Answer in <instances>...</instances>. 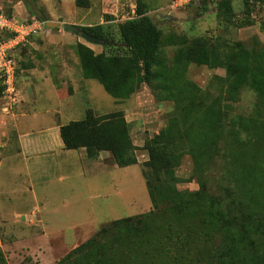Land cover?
<instances>
[{"label":"rangeland","instance_id":"rangeland-1","mask_svg":"<svg viewBox=\"0 0 264 264\" xmlns=\"http://www.w3.org/2000/svg\"><path fill=\"white\" fill-rule=\"evenodd\" d=\"M137 1L91 0L89 8H80L75 0H39L35 4L29 0H0V11L46 23L61 19L79 25L103 24L108 27L111 43L122 46L118 24L134 15L131 4L137 5ZM143 1L151 6L150 15L163 31L164 39L177 34L188 38L220 37L247 45L254 38L264 42V29L243 32L236 22H220L212 3H208L207 12L197 4L162 11L155 6L166 0ZM235 1L234 7L243 8L242 0ZM159 13L170 19L158 20ZM261 14L264 16V12ZM65 25L68 24L62 28L46 27L18 52L17 102L10 105L0 99V245L8 264H58L105 226L127 218L147 223L149 217L152 224H146L148 229L141 223L130 225L122 243L111 237V228L106 229L108 239L103 248L116 253L120 264L223 263L218 251L228 242L231 231L225 219L211 220L206 231L197 230L185 239L180 237L178 242L162 215L166 205H156L148 190L146 163L150 157L145 145L159 134L164 142H170L165 132L176 122L175 103L158 97L147 84L129 99L117 100L96 80L85 79L76 45L84 43L96 53H111L113 48H105L103 43L90 44L66 30ZM162 50L171 60L176 48L163 45ZM215 77L224 78L225 71L192 64L186 72L188 81L213 97L222 90ZM257 103V95L244 89L233 103L234 113L250 116ZM89 109L97 115L124 112L130 124L136 164L119 167L109 152H102L99 159H88L80 149L42 147L39 152H52L29 157L19 154L18 140L32 141L48 133L53 144L59 140L56 127L83 119ZM178 124L174 127L176 132L180 131ZM225 162L223 157L215 159L204 176L207 199H233L225 190L230 181ZM194 173V159L185 154L175 169L179 180L175 190L196 193L200 188ZM236 214L237 209L230 217ZM164 247L172 252L164 251Z\"/></svg>","mask_w":264,"mask_h":264},{"label":"trees","instance_id":"trees-1","mask_svg":"<svg viewBox=\"0 0 264 264\" xmlns=\"http://www.w3.org/2000/svg\"><path fill=\"white\" fill-rule=\"evenodd\" d=\"M29 1L35 4L39 0ZM232 1L200 0L198 8L207 12L208 3H212L220 22H236L240 29L252 26L255 21L250 13L258 0H244L247 17L242 21L234 19ZM76 5L89 8L90 0H76ZM150 10L149 4L138 0L135 17L118 24L122 46L111 43L106 25L79 26L100 39L105 48H113L111 53H96L88 45L78 43L83 76L99 82L117 100L129 99L147 84L158 97L175 103L176 122L165 132L171 143L164 142L159 134L145 145L150 157L146 163L148 190L156 205H166L162 215L166 216L167 229L179 242L180 237L185 239L197 230L206 231L211 220L225 219L231 231L228 242L218 251L221 264H264V42L254 38L247 45L220 37L188 38L177 34L164 39ZM260 23L264 26V20ZM163 45L176 48L171 60L164 55ZM192 64L225 71L224 78L215 77L222 88L218 96L205 93L186 79ZM244 89L252 90L258 98L250 116L234 113L233 103ZM3 94L4 87L0 85V99ZM177 122L179 132L174 129ZM130 132L123 111L97 115L89 109L83 119L61 126L60 137L66 150L85 149L90 159L109 152L117 166L127 167L137 162ZM185 154L192 155L195 162L194 176L200 188L196 193L175 190L179 181L175 169ZM221 157L226 159L230 180L225 187L227 196L233 197L229 202L207 199L204 176L215 159ZM236 209L238 214L230 217ZM148 220L151 225L150 217ZM137 223L148 229L147 223L133 218L113 222L58 264H120L116 253L110 254L103 248L108 239L106 229L111 228V237L122 243L128 237L130 225ZM167 248L164 251L172 252ZM176 252L179 251L173 253ZM0 264H8L1 245Z\"/></svg>","mask_w":264,"mask_h":264},{"label":"built area","instance_id":"built-area-1","mask_svg":"<svg viewBox=\"0 0 264 264\" xmlns=\"http://www.w3.org/2000/svg\"><path fill=\"white\" fill-rule=\"evenodd\" d=\"M200 0H173L171 10L198 5ZM136 15V14H135ZM47 25L45 21L9 16L0 11V85L4 87L2 99L10 105L17 102V54L31 43L33 37L41 34Z\"/></svg>","mask_w":264,"mask_h":264},{"label":"crops","instance_id":"crops-1","mask_svg":"<svg viewBox=\"0 0 264 264\" xmlns=\"http://www.w3.org/2000/svg\"><path fill=\"white\" fill-rule=\"evenodd\" d=\"M171 1L172 0H166V3L165 4L157 3L156 6H155V8L157 10L164 11V9L169 8V4L171 3ZM90 2H91V0H90ZM242 2H243V8H242L241 5H236L234 7V5L236 4V1L235 0L232 1V7H233L234 16H235L234 19L237 20V21L238 20L242 21L244 17H247L246 16V12H245L246 11L245 2H244V0H242ZM256 2H257L256 3L257 6H253V8L251 10V13H250L251 20L252 21H255V23L252 26H247V27H244V28L240 29V31H243L244 32V31H246V30L248 31L249 29H252V28H255V29L259 30V31H263L264 26H262V23H260V20L262 18H264V16L261 14V13L264 12V0H258ZM75 3H76V0H75ZM131 6L133 8L132 14H134L132 17H135V14H136V5L133 6V4H131ZM212 8L216 10V6L212 5ZM151 13H152V9L150 10L149 14H151ZM160 14L161 13H159V14L156 15V17L158 18V20H163L164 17H169L166 14H162V15H160ZM57 23L60 24L59 25L60 28H62V26L64 24L78 26V27L79 26L80 27H87V26L89 27L91 25H94V24L79 25L76 22H65V21H63L61 19L58 20ZM60 128H61V126L56 127V130L59 133V140L57 142L53 143V144L49 141V134L48 133H45L44 135H42V138H37V139L32 140V141H29V140H26V139L18 140V147L20 149V153L19 154H22L23 156L29 157L32 154L38 156V155H43V154L52 152V151L39 152L38 149L39 148H42V147L48 148V149H54V150L55 149L62 150V151L66 150L64 148L63 141H62V139L60 137ZM43 132H46V130L43 131ZM67 151H74V150H67ZM75 151H78V150H75ZM80 152L84 153L85 158H88L87 157V154H86V151L84 149H80ZM101 156H102V154H100L97 159H99ZM0 162H1V160H0Z\"/></svg>","mask_w":264,"mask_h":264},{"label":"water","instance_id":"water-1","mask_svg":"<svg viewBox=\"0 0 264 264\" xmlns=\"http://www.w3.org/2000/svg\"><path fill=\"white\" fill-rule=\"evenodd\" d=\"M164 19H170L169 17H164ZM47 27L49 29H54L59 27V23H55L52 21H48L46 23ZM66 30L70 31L71 33H74L76 35L81 36L86 42L90 43V44H102L103 42L94 37L93 35L89 34L87 31H83L82 29H80L78 26H73V25H65L64 26Z\"/></svg>","mask_w":264,"mask_h":264}]
</instances>
